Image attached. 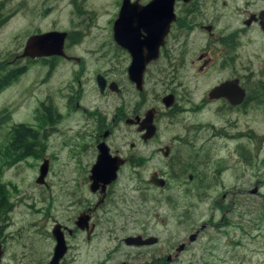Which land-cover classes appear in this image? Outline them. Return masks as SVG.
Instances as JSON below:
<instances>
[{"label": "rangeland", "instance_id": "374dc122", "mask_svg": "<svg viewBox=\"0 0 264 264\" xmlns=\"http://www.w3.org/2000/svg\"><path fill=\"white\" fill-rule=\"evenodd\" d=\"M0 1L3 2L1 14L11 13L9 7L14 0ZM17 1L18 5L21 3L18 11L0 28V72L9 70L3 62L9 60L15 41L31 30L76 29L78 44L72 52L82 59L83 65L61 66L49 80L48 93L54 95L57 108L65 113L58 88L72 83L76 89L77 80L84 91L82 104L94 112V126L98 125V116L106 118L104 126L111 129L107 141L112 150H126L128 142L138 141L132 128H126L116 120L112 126L110 123L114 111L122 108V100L124 104L136 100L134 89L120 74L126 64L121 63V54L114 51L110 37L109 19L117 9L116 0H76L77 13H71L68 0ZM220 1L225 4H219ZM203 2L207 8L211 5L209 0ZM236 5L241 4L217 0V7L223 6L226 17L216 23V31H221L225 25L230 29L238 27L239 16L233 9ZM180 32L183 34L180 43L173 47L170 56L181 65L178 64L173 73H169L170 68L165 70L174 77L171 86H183L179 102L185 86L196 85L191 95L192 102L196 103L205 88L227 77L231 68L222 69L218 61L206 74L194 75L188 62L194 60L206 43L210 45L212 39L195 29L185 43L186 32ZM172 44L171 36L168 46ZM241 45L234 69L250 96L256 89L260 90V101H254L234 115L216 116L211 112L213 105L198 115L182 112L160 120L157 140L148 148L135 144L133 151L128 153L129 158H133L132 163L124 166L117 176L112 188L119 199L127 195V203L113 200L114 207L109 205L106 213L101 212L94 235L95 240L100 241L96 245L98 250H82L80 252L86 255L80 254L79 258L69 261L70 264H144L151 256H172L178 245L186 243L188 236L195 232V239L186 243L185 249L165 264H264V40L255 29H250L241 38ZM113 57L117 61L109 65ZM160 68L163 70L164 67L160 65ZM109 70L115 72L113 80H118L123 95L98 96L92 78ZM148 75H153V81H156L152 71ZM42 76V69L34 65L0 91V111L5 110L9 115V119L0 124V179L6 188V204L14 206L6 219L10 221L6 232L12 234L7 247L8 252L18 250L22 243L30 248L28 256L20 254L16 256L19 260L11 262L7 255L3 263H44L53 243L43 233L44 229L49 231L53 221H59L56 217L61 213L56 205L61 203L60 195L69 194L72 204L70 191L74 192L75 200H87L85 197L90 196L81 175L87 164L88 150L79 147L83 139L65 131V123L56 128L63 135L51 134L46 141L43 156H48L50 163L46 186L34 183L41 164L40 152L20 162L14 159L17 155L10 146L11 124L30 126L41 134L42 127L35 122L32 110L43 97ZM152 88V80L148 77L144 85L143 109L153 104ZM163 88L156 86L158 93ZM227 120H235V123L226 125ZM205 123L207 128L202 126ZM210 126L215 131L209 130ZM75 130L72 128L73 132ZM196 135L195 147L185 144L188 138ZM168 143H173L172 154L170 159H162L155 150ZM5 151L11 153L6 155ZM177 160H182L181 165ZM153 172L161 174L166 181L160 189L148 184V177ZM188 176H191L190 180H187ZM20 180L23 183L19 184ZM254 187L257 193L250 194ZM63 211V216L72 215L73 218L77 209ZM104 219L106 223L102 222ZM34 222L39 223L37 227ZM137 234L150 235L158 241L140 250L122 245L123 238ZM77 236L84 237V234ZM137 254L140 258H136Z\"/></svg>", "mask_w": 264, "mask_h": 264}, {"label": "flooded vegetation", "instance_id": "af4514ba", "mask_svg": "<svg viewBox=\"0 0 264 264\" xmlns=\"http://www.w3.org/2000/svg\"><path fill=\"white\" fill-rule=\"evenodd\" d=\"M121 1L122 0L115 1V3H117V9L109 19V31L112 43L114 45V51L117 50L121 54L119 59L121 60V63L126 64L123 70L121 69L122 72L120 74L123 75L126 82L134 89L136 100L131 104H129L128 102L124 104L122 100V108H117L114 111L110 118V123L112 126L113 122L116 120L118 123H122L126 128H132L138 135L139 140L136 142H128L126 144V150H122L121 148L112 150V147L107 141L111 129L105 128L104 121L106 118L103 115L98 116V125L94 126V112H91V109L86 108L82 104V101H84V91L80 89V84L77 80L75 81L76 89L73 88L72 83H67L65 84V87L63 85L62 88H58L59 94L61 95L60 99L63 101V110H66L65 113L57 108L56 103L54 102V95L48 93L49 80L55 75L56 71L60 69L61 66L70 64L74 67H80L83 65L82 59L72 52V49L78 44L79 33L76 31V29L50 28L31 30L22 39L19 38L17 41H15V45L13 47V51L9 60L3 62L6 67H9V70L0 72V82L5 78H11L12 76H15V74L16 79L19 75L23 74L27 69L31 68L34 65H37L42 69L43 76L41 81L42 84H45L44 93L43 97L38 101V106H35L32 110L35 122H37L40 127H42L41 134H37L36 130H34L32 127L19 123L11 124L9 127L10 146L14 148L12 150L14 154L17 155V157L14 159H17L18 162H20L21 160H26L33 156H36L38 152H40L42 155L40 157L41 164L38 166L37 174L39 175V167L42 164L46 165V173L41 181L37 180V175V177L34 178V183L40 186H46L45 179L48 174L50 165L48 156H43L47 149L46 141L48 136L51 134L63 135V132L61 130H56V128L59 127L61 123H65L67 125V127H65L66 132H72L78 138L83 139V144L80 141L82 146L79 145V147L81 149L88 150L87 164L82 170L81 175L84 176L83 180L86 184V191L90 196H88L89 198L85 197L87 200L80 201V198L78 200H75L74 192L70 191L73 195L72 204L70 203L71 200L68 199L70 196L69 194L64 193L60 195L61 203H58L56 205V207L60 209L59 212L61 213L56 217L59 221H53L50 225L49 231L44 229L43 235H46V238H49L52 241L53 245L51 248V252L49 253V255H47V259L42 264H48L52 257L55 242L53 237L51 236V231L55 226L58 227L59 232L61 233L64 246V253L58 260V264H70L69 261H73L79 258L80 254L86 255V253L80 252L82 250L90 252L98 250V247L96 245H98L100 241L99 239L95 240V230L98 222H100L99 219L101 212L104 211L106 213L109 205L111 207H114L113 200L118 202L119 198L117 192L112 188L117 181V176L124 166L132 163L131 159L133 158H129L128 153L133 151V149L135 148V144L148 148L152 146L151 144L155 139L157 140L160 135V130L158 127V122H160V120H163L164 118L167 119L170 116L179 115V113L182 112L187 113L190 116L198 115L199 113L206 111L209 106L213 105L214 106L211 112L216 116H223L226 114L234 115L236 113H239V111L241 110L244 111L246 106H250L261 96L259 89H256L257 91L253 92L252 96L249 95L248 88L246 87L245 83L242 82L241 78H239V75L236 73V70L234 68L238 61L237 53L239 49L243 47V45H241V38L246 36L247 32L250 29H255L264 40V0H231L232 2L241 4L236 5V7L233 8L236 15L239 16V23L237 24L238 27L230 29L229 25H225L224 29H222L221 31H216V23L226 16L223 13V6L217 7V0H209V2L211 3L209 8H207L203 0H173V19L170 20L168 24L166 33L163 37L162 45L157 49L156 58L153 60H149L145 65L141 78L142 81L140 89H136L134 83L130 82L128 79L127 69L131 63L132 58L130 56V53L126 48L117 45L113 39V22L119 11ZM126 1L127 4H130L133 8L138 9L147 4L150 0ZM18 3L19 2L17 0H14L13 3L10 4L9 9H12L11 13L1 14L0 12V28L5 26L8 23L9 19L15 14V12L18 11V6H21V3L19 5ZM2 4L3 2L0 1V7L2 6ZM68 4L71 8V13L79 12L76 0H68ZM219 4L224 5L225 2L220 1ZM24 6H26V3ZM177 8H179L178 12ZM195 29H199L206 36L208 35V37L212 39V43L210 45L206 43L204 48L197 52L194 60L188 62L190 68L195 72L194 75L206 74L210 68L218 63V61L219 64L223 66L221 67L222 69L224 67H227V69L231 68V70L227 77L218 79L212 85L205 88L196 103L192 102L191 98L192 92L195 90L196 85L188 84L189 86H185L184 94L181 101L179 102V98H181V96H179V93L181 92V88L183 86H171L170 83L174 79V77H171L169 74H167L165 69L170 68L171 71L169 73H173L179 64V61L175 57L173 59L171 58L170 53L172 52L173 47L175 45H179L180 43L179 38L183 35L180 31L184 30L186 32V34H184V38L185 43L186 41L188 43V37ZM48 32H58L62 34L60 45H56V47L43 46V48L41 49L32 48L31 46L28 47L26 45L27 40L30 37ZM173 32L175 33L173 34ZM141 34H143L142 31ZM171 36L174 44L168 46ZM33 49L41 50L37 51L34 54L43 51L46 54L43 53L44 55H32ZM116 61L117 60H115V58L113 57L109 61V65H113V63H115ZM160 65L164 67L163 70L162 68H160ZM151 71L154 73L156 81H153V75H148V73H150ZM113 74H115V72L109 70L94 75L92 81L94 87H96L98 96H104L108 93L113 95H123L124 91L116 82L118 80H113ZM159 74L161 75V77H158ZM172 76L175 75L172 74ZM148 77L152 80L153 85L151 95L153 104L143 109L144 101L146 99V95L144 93V85ZM73 78L74 74H72L71 79ZM96 78L100 79L99 81H101L102 83L101 89L98 86ZM158 78H160L161 80H158ZM227 82H234L237 86L236 88V86L232 84L228 87L229 89L234 87L235 90L238 89L237 91H239V89L242 90L243 95L241 101L231 103L223 95H216V93H212L213 90ZM161 85L164 88L162 89L161 93H158L156 86L160 87ZM5 87L0 89V91ZM64 88L66 89L65 93L63 92ZM227 89L225 90V94L227 92ZM229 91L230 90H228V92ZM235 95L238 96L239 93L237 95L236 92ZM258 101H260V99ZM2 117H4V120L2 121L0 117V124L9 119L8 114H4L2 115ZM147 117H149L151 120L153 133L148 139L143 140L142 137L145 135L146 131L144 129H141V127L143 126V122ZM234 123L235 120H232L231 122L229 120L226 121V125H231ZM202 126L204 128H207L206 123ZM72 128H75L76 132H73ZM208 129L211 131H215L213 130L212 126L208 127ZM196 137L197 135L188 138V141H186L185 144H191L192 147H195L194 143ZM85 138L89 140H85ZM172 144L173 143H168L166 145H163L161 148L157 147L155 151L156 153L160 154L162 159H168L173 151ZM176 144H180V142L177 141ZM99 145H103L109 157H117L122 161V163L118 165L117 169L115 170V178L110 183H108L107 185H103V188L98 185L93 191H91L89 189V185L91 183V181L89 180V177L91 175L90 170L96 162V158L98 155L97 147ZM4 153L8 155L11 152L5 151ZM20 156L24 157H22L21 159ZM177 161V163L181 165L180 163L182 162V160ZM151 174H155L157 178L162 179L164 182L163 186L166 184V181L161 174H159L158 172H153ZM188 177L187 180H190L191 178L189 179ZM18 182L19 184L23 183L22 180ZM154 187L158 189L162 188L156 186ZM5 191V184L0 179V264H13L3 263L7 255H9L8 259L12 262L18 259L16 256L20 254L24 256L26 254L28 256L30 254V248L28 249L27 245L25 243H22L18 250L11 251L9 249L10 252H8L7 243L10 242L9 237H11L12 234L10 232H6L7 228L10 226V221L6 219L8 218L9 213L13 211L14 206H12L11 204H6L7 199L4 195ZM119 200L121 201L120 203H127V195H123V197ZM73 207H76L77 209L73 218L72 215L63 216L64 209H72ZM80 215L87 218L86 225L84 226L85 229L83 230L75 227V222ZM102 222L106 223L107 220L104 219L102 220ZM38 224L39 223H33L35 227H37ZM87 229L89 230V235L86 234L85 230ZM79 234H84V237H78L77 235ZM135 236H139L142 240L150 237L155 238L150 235L143 236L142 234H137ZM125 238L121 240L122 245L127 248H133L136 250L155 245L158 241L157 238H155L156 242L151 245L135 246L126 245L124 243ZM181 244H184L181 250L183 251L185 249L186 243ZM176 256L177 255H175V251L172 256L170 254H165L161 257L151 256L150 260L147 259L148 261L144 264H165L166 262H170V260L176 258ZM137 257L138 254L136 255V258ZM107 260H109V258H107ZM102 264H104V262Z\"/></svg>", "mask_w": 264, "mask_h": 264}, {"label": "water", "instance_id": "95a60500", "mask_svg": "<svg viewBox=\"0 0 264 264\" xmlns=\"http://www.w3.org/2000/svg\"><path fill=\"white\" fill-rule=\"evenodd\" d=\"M186 1V0H183ZM172 3L173 0H150L144 6L136 9L132 5L127 4L126 0L121 1V5L117 16L113 22L112 34L115 43L123 48H126L130 53L131 63L127 69L128 79L130 82L134 83L136 89H140L142 74L145 65L149 60H153L157 56V49L163 43V37L166 33L168 24L170 20L173 19L172 14ZM141 31L143 34H141ZM264 31V27H263ZM142 35V37H141ZM62 34L58 32H48L44 34H39L30 37L27 40L26 45L32 48H43L47 46L60 45ZM37 49H33L32 55H44L43 52L36 53ZM46 54V53H45ZM100 79L96 78L99 88L101 89L102 83ZM235 85L234 82H227L220 85L218 88L212 91L216 95H223L228 99L229 102L235 103L241 101L242 90H235V88L229 89L231 85ZM112 88V85H111ZM228 88V89H227ZM237 88V86H236ZM227 92L225 94V90ZM228 90H230L228 92ZM238 96H236V92ZM222 92V93H221ZM234 92V93H233ZM233 101V102H232ZM141 129L146 131L145 135L142 137L143 140L148 139L152 133L151 120L147 117ZM98 155L95 164L91 167L89 180L91 181L89 189L93 191L98 185L103 188V185H107L115 178V170L122 161L117 157H109L103 145L97 147ZM46 173V165L42 164L39 167L38 181H41ZM190 179V177H188ZM148 183L156 186L162 187L164 182L162 179L157 178L155 174H151ZM250 194L256 193V188L254 187ZM87 218L82 215L78 216L75 227L80 230L85 229ZM86 234L89 235V230H85ZM51 236L54 239L55 245L53 248V254L48 264H58V260L62 257L64 253L63 239L58 227H53L51 231ZM196 237V232L191 234L186 239V243L192 242ZM156 242L155 238H147L142 240L139 236L127 237L124 240L126 245L135 246H146L151 245ZM184 244H180L175 249V255L179 253Z\"/></svg>", "mask_w": 264, "mask_h": 264}, {"label": "trees", "instance_id": "16d2710c", "mask_svg": "<svg viewBox=\"0 0 264 264\" xmlns=\"http://www.w3.org/2000/svg\"><path fill=\"white\" fill-rule=\"evenodd\" d=\"M16 76V74H15ZM15 76H12L11 78H5L3 81L0 82V89H2L3 87L9 85L11 82H13L15 80ZM5 114V110H2L0 111V117H1V120L3 121L4 120V117H2V115Z\"/></svg>", "mask_w": 264, "mask_h": 264}]
</instances>
